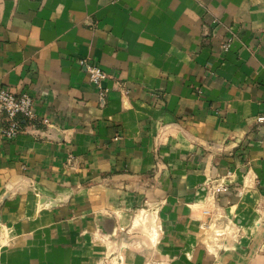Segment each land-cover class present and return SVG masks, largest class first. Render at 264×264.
<instances>
[{"label": "crops", "instance_id": "crops-1", "mask_svg": "<svg viewBox=\"0 0 264 264\" xmlns=\"http://www.w3.org/2000/svg\"><path fill=\"white\" fill-rule=\"evenodd\" d=\"M0 87V264H264V0H0Z\"/></svg>", "mask_w": 264, "mask_h": 264}, {"label": "built area", "instance_id": "built-area-1", "mask_svg": "<svg viewBox=\"0 0 264 264\" xmlns=\"http://www.w3.org/2000/svg\"><path fill=\"white\" fill-rule=\"evenodd\" d=\"M231 39H228L223 49L228 51L231 46ZM88 74L89 82L102 89L103 82L109 78L108 74L99 66L89 63L87 60L79 62ZM0 106L5 113V125L2 135L5 139L11 141L16 139L25 131L26 126H52V122L48 117L39 116L36 112L33 96L28 92L15 94L10 90L0 87ZM72 157L70 162H72ZM233 176V172L228 171L215 184L210 185V193L212 196L227 193L229 191V181Z\"/></svg>", "mask_w": 264, "mask_h": 264}, {"label": "water", "instance_id": "water-1", "mask_svg": "<svg viewBox=\"0 0 264 264\" xmlns=\"http://www.w3.org/2000/svg\"><path fill=\"white\" fill-rule=\"evenodd\" d=\"M37 194L41 208L53 209L64 202V198L62 196L51 198L46 195H42L39 192H37Z\"/></svg>", "mask_w": 264, "mask_h": 264}]
</instances>
